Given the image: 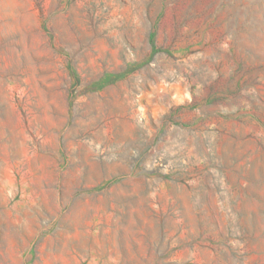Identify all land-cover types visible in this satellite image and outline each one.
Listing matches in <instances>:
<instances>
[{
	"label": "rangeland",
	"instance_id": "obj_1",
	"mask_svg": "<svg viewBox=\"0 0 264 264\" xmlns=\"http://www.w3.org/2000/svg\"><path fill=\"white\" fill-rule=\"evenodd\" d=\"M0 264H264V0H0Z\"/></svg>",
	"mask_w": 264,
	"mask_h": 264
}]
</instances>
